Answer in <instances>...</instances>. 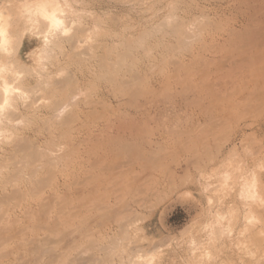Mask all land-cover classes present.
<instances>
[{
  "label": "rangeland",
  "instance_id": "374dc122",
  "mask_svg": "<svg viewBox=\"0 0 264 264\" xmlns=\"http://www.w3.org/2000/svg\"><path fill=\"white\" fill-rule=\"evenodd\" d=\"M40 1L0 0V264H264V0H43L35 64Z\"/></svg>",
  "mask_w": 264,
  "mask_h": 264
},
{
  "label": "bare ground",
  "instance_id": "6f19581e",
  "mask_svg": "<svg viewBox=\"0 0 264 264\" xmlns=\"http://www.w3.org/2000/svg\"><path fill=\"white\" fill-rule=\"evenodd\" d=\"M24 8H25V17L28 18V20L30 19L31 20V23L29 24V26H27L26 28H24V33H23V37L25 36H28L29 40H28V43H25L24 45H26V48H27V53H29V55L32 56V61L36 64L38 62V59H39V54L45 49V47H48V43L50 42L51 43V39H54V37L52 38V36H49L48 34L44 35V33H37L39 31H35L36 28L34 24H32L33 22H35L36 20V17L37 16H41L44 20H46V22H49V25L50 27L53 28V30L55 32L59 31L63 24H64V19H63V16L61 15H58L57 13V9L54 8L53 11H49L48 10V7H47V3L45 1H40L39 4H36V5H27L24 3ZM61 10V9H59ZM263 10V9H262ZM261 11V10H260ZM62 13V12H61ZM63 14V13H62ZM65 16V15H64ZM0 17H3V16H0ZM40 17V18H41ZM1 19H0V75H3L5 74L8 69L9 66H7V54L9 53V50L7 49V45L9 44L10 42V39L7 37L6 35V30H5V24L2 25L1 24ZM42 21V19H41ZM3 22V21H2ZM6 23V22H5ZM8 23V22H7ZM43 23V22H42ZM37 25V24H36ZM39 29V28H38ZM42 30V29H41ZM46 30V29H45ZM68 30V29H67ZM52 31V30H51ZM42 32V31H40ZM9 35V34H8ZM57 36V35H56ZM27 38V39H28ZM62 38V37H61ZM60 38V39H61ZM21 39V37L19 38ZM23 40V38H22ZM20 41V40H19ZM31 41V42H30ZM80 41V40H79ZM73 42V41H72ZM22 43V42H21ZM49 43V44H50ZM13 44V42L11 43ZM19 44V42H18ZM58 44V43H57ZM51 45V44H50ZM60 45V44H59ZM75 47V46H74ZM52 48V47H51ZM46 50V49H45ZM49 50V49H48ZM125 51V50H124ZM150 51V50H149ZM13 52V51H12ZM14 53V52H13ZM48 53V52H47ZM51 54V53H50ZM66 54V53H65ZM45 56V55H44ZM127 60V59H126ZM160 60V59H159ZM10 63V62H9ZM15 65V64H14ZM12 66V65H11ZM24 66V65H23ZM128 67V66H127ZM121 68V66H120ZM13 69V68H12ZM133 69V68H132ZM29 70V69H28ZM32 70V69H31ZM116 70V69H115ZM118 70V69H117ZM21 71V70H20ZM30 71V70H29ZM119 71V70H118ZM9 72V71H8ZM11 72V71H10ZM45 72V71H43ZM110 72H115L114 70L113 71H110ZM136 72V71H135ZM23 73V72H22ZM32 73V72H31ZM28 74V72H27ZM6 75V74H5ZM7 75H9L7 73ZM6 75V77H7ZM18 76V75H17ZM19 76H20V72H19ZM5 77V76H4ZM13 77V75H12ZM51 77V76H50ZM16 79V78H15ZM18 79V78H17ZM137 79V78H136ZM139 79V77H138ZM10 80V79H9ZM22 80V79H21ZM18 81V80H17ZM16 81V82H17ZM9 82V81H8ZM124 82V81H123ZM14 83L13 82V85H12V82L11 84L10 83H7L5 82V85L2 86L1 90V95L2 97L0 98V120L2 119V115H6L5 112H3L4 108L7 106V107H10V106H13V95L14 93L17 92L15 86H14ZM49 83V82H48ZM2 85V84H1ZM38 85V84H37ZM23 88V87H22ZM131 88V87H130ZM33 89V87H32ZM16 91V92H15ZM24 92V91H23ZM28 92V91H27ZM52 94V93H51ZM31 96V95H30ZM25 97V96H24ZM35 99V98H34ZM36 100V99H35ZM33 101V100H32ZM151 102V101H150ZM193 103V102H192ZM198 104V103H196ZM195 105V104H194ZM25 106V105H24ZM197 106V105H196ZM17 107V106H16ZM23 107V106H22ZM31 107V106H30ZM144 107V106H143ZM33 108V107H32ZM16 109V108H15ZM31 109V108H30ZM16 113V112H15ZM18 113V112H17ZM16 113V114H17ZM15 115V114H14ZM18 115V114H17ZM4 117V116H3ZM17 117V116H16ZM10 119V117H8ZM7 118V119H8ZM13 118V117H11ZM8 119L7 122H3L5 124V126H7L8 122H11L10 120ZM16 119V118H15ZM162 119V118H161ZM14 120V119H13ZM12 120V121H13ZM19 120V119H18ZM2 121V120H1ZM21 121V120H20ZM14 123V122H13ZM20 125V124H19ZM0 126H2V124H0ZM10 126V125H9ZM3 128V127H2ZM5 129V127L3 128ZM1 131V129H0ZM131 131V130H130ZM11 132V131H10ZM64 136V135H63ZM0 137H1V134H0ZM134 138V137H133ZM9 142V141H8ZM37 143V142H36ZM69 153V152H68ZM65 158V157H64ZM148 165V164H147ZM95 166V165H93ZM103 167V166H102ZM64 169V168H63ZM102 172V171H101ZM27 192V191H26ZM2 201V200H1ZM1 203V202H0ZM41 204V203H40ZM49 208V207H48ZM46 209V208H45ZM59 209V208H58ZM63 209V208H62ZM48 212V211H47ZM106 217V216H105ZM55 218V217H54ZM56 220V219H55ZM1 221V220H0ZM83 221V220H82ZM85 221V220H84ZM59 222V221H58ZM58 224V223H56ZM2 228V227H1ZM3 229V228H2ZM8 230V229H7ZM77 230V229H76ZM125 230V229H124ZM250 230V229H249ZM4 232V231H3ZM90 232V231H89ZM83 234V233H82ZM65 235V234H63ZM64 237V236H63ZM63 239V238H62ZM119 240V239H118ZM3 242V241H2ZM21 243V242H20ZM60 245V243H59ZM114 247V246H113ZM49 249V248H48ZM99 249V248H98ZM109 249V248H108ZM111 249V248H110ZM48 251V250H47ZM80 251V250H79ZM5 252V251H3ZM42 253V252H41ZM136 253V252H135ZM146 258V257H145ZM101 260V259H99ZM97 263V261H96ZM99 263V262H98ZM151 263V262H150Z\"/></svg>",
  "mask_w": 264,
  "mask_h": 264
}]
</instances>
